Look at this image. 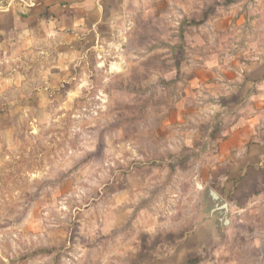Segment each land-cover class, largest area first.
<instances>
[{
    "label": "rangeland",
    "instance_id": "374dc122",
    "mask_svg": "<svg viewBox=\"0 0 264 264\" xmlns=\"http://www.w3.org/2000/svg\"><path fill=\"white\" fill-rule=\"evenodd\" d=\"M72 2L0 0V264H264V203L203 199L264 129V0H101L80 41Z\"/></svg>",
    "mask_w": 264,
    "mask_h": 264
},
{
    "label": "crops",
    "instance_id": "0c3cea01",
    "mask_svg": "<svg viewBox=\"0 0 264 264\" xmlns=\"http://www.w3.org/2000/svg\"><path fill=\"white\" fill-rule=\"evenodd\" d=\"M72 1L73 15L71 14L70 17L72 31L68 35L74 40L77 38L80 41L79 32H91L96 26L94 17L98 15L102 4L101 0ZM49 11L56 16L62 15L59 19L56 16L52 18L55 19L56 25L64 27V21L67 18L64 16V6L55 4L49 8ZM222 136L224 139L218 145V160L220 168L224 166L227 169L224 173L219 172L216 175L217 179H224L221 184L220 181L218 182L220 188H217V185L212 188L223 197L233 194L227 200L230 212L232 203H241L238 198L239 194L245 193V202L248 205L264 203V129H262V124L259 125L254 119H247L239 125L231 127ZM226 159L227 162L223 163L222 161ZM249 188L252 189L249 191ZM192 256L194 255L189 254L187 258ZM178 258L167 257L149 264H184L187 259L179 263ZM199 263L222 264L220 259H215L212 263L201 260Z\"/></svg>",
    "mask_w": 264,
    "mask_h": 264
},
{
    "label": "water",
    "instance_id": "95a60500",
    "mask_svg": "<svg viewBox=\"0 0 264 264\" xmlns=\"http://www.w3.org/2000/svg\"><path fill=\"white\" fill-rule=\"evenodd\" d=\"M203 199L209 206L208 217H215L214 229H221L229 226L230 208L228 202L210 186L204 188Z\"/></svg>",
    "mask_w": 264,
    "mask_h": 264
},
{
    "label": "trees",
    "instance_id": "16d2710c",
    "mask_svg": "<svg viewBox=\"0 0 264 264\" xmlns=\"http://www.w3.org/2000/svg\"><path fill=\"white\" fill-rule=\"evenodd\" d=\"M200 258L199 257H195L194 259H188L187 261H185V263L184 264H190V263H192V262H196V263H198V262H200Z\"/></svg>",
    "mask_w": 264,
    "mask_h": 264
}]
</instances>
